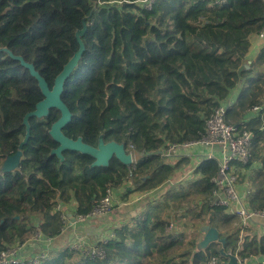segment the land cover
Listing matches in <instances>:
<instances>
[{
	"label": "trees",
	"instance_id": "trees-1",
	"mask_svg": "<svg viewBox=\"0 0 264 264\" xmlns=\"http://www.w3.org/2000/svg\"><path fill=\"white\" fill-rule=\"evenodd\" d=\"M154 1L148 9L139 0H0V165L18 151L26 134L23 118L44 97L30 70L1 48L33 63L53 87L79 49L76 32L84 19L86 48L62 92L73 114L63 131L93 146L103 134L105 142L147 152L135 169L116 157L108 166L92 167L90 155L72 150L61 160L51 153L58 143L50 134L61 111L31 116L19 168H0V252L36 231L60 236L58 204L73 203L76 214L88 213L109 185L127 186L128 197L178 177L189 158L172 164L157 152L170 142L197 139L206 119L242 81L227 120L253 134L251 164L259 167L246 199L251 208L264 209V47L255 61L245 60L251 38L264 27V0ZM256 106L258 112L248 113ZM218 166L203 160L183 191L165 197L192 196L191 210L178 216L182 202L149 203L113 229L103 259L65 246L43 264H210L214 256V264H227L229 252L264 254V222L252 218L245 227L235 213L211 203L210 179ZM189 213L193 220L185 219ZM206 224L217 227L225 242L199 249L198 237L191 233L187 239L189 228L196 225L200 233Z\"/></svg>",
	"mask_w": 264,
	"mask_h": 264
},
{
	"label": "built area",
	"instance_id": "built-area-1",
	"mask_svg": "<svg viewBox=\"0 0 264 264\" xmlns=\"http://www.w3.org/2000/svg\"><path fill=\"white\" fill-rule=\"evenodd\" d=\"M116 1L123 2L127 0ZM139 1H142L148 9H152L155 2L154 0ZM222 1L225 2L226 0ZM260 35L264 36V27ZM235 102V97H228L223 100L206 119V129L197 139L184 141L183 143H167L162 146L160 155L168 159H176L177 161L183 160L185 157L196 158L197 165L193 171L196 170L203 160L217 161L219 163L217 173L210 179L214 185L211 203L220 207H226L228 211L235 213L242 219L246 227L247 222L252 218H257L264 222V209L251 208L246 199L253 188L251 180V174L253 173V164H251L253 134L244 125L242 126L240 123L227 120V111ZM260 109L261 107L256 106L248 110V113L258 112ZM127 151L132 155L130 169L136 168L138 157L142 158L147 154L146 151L137 154L134 145L128 147ZM113 191L114 189L111 185L107 186L102 197L95 202L94 208L88 213L74 215V221L82 222L83 220L95 219L109 214L114 208ZM56 207L57 210H63V233L68 230L67 226L71 224V217L63 209L62 205L58 204ZM171 225L173 226L172 223ZM112 236L113 234L104 235L100 241L95 243L87 240H74L70 243L69 247L90 258L103 259L106 255L104 245ZM47 239H50V237H46L40 231H36L27 241L13 243L0 252V264H43L50 258V250L42 249L35 251L36 245L29 246L30 243L28 241L32 240L36 244H42ZM235 255L236 264H264V254L252 258ZM216 261L217 257L214 256L209 263L214 264Z\"/></svg>",
	"mask_w": 264,
	"mask_h": 264
},
{
	"label": "water",
	"instance_id": "water-1",
	"mask_svg": "<svg viewBox=\"0 0 264 264\" xmlns=\"http://www.w3.org/2000/svg\"><path fill=\"white\" fill-rule=\"evenodd\" d=\"M83 27L76 32L77 42L80 43L78 51L65 63L64 68L54 80V86L51 87L45 78L41 75L39 70L36 69L33 63L27 62L22 55H15L9 48H1L5 50L13 59L19 60L22 65L30 70V73L38 82L44 97L36 104V109L28 112L24 118L23 123L26 126V134L19 143V149L16 153L7 156L1 163L0 168L3 172L14 171L19 168L20 160L23 155L24 145L27 144L31 136V126L29 119L31 116L44 117L47 116L51 108H56L61 111V115L57 121L51 126L50 134L54 140L58 143V147L52 150V154H56L61 160H64V151L72 150L80 153H85L93 158V162L90 164L92 167L108 166L111 158L116 157L121 163L131 165L132 155L127 151V147L124 143H118L116 141L105 142L103 134L98 139L97 146L87 144L83 141L82 136L77 139L67 136L63 129L68 122L71 121L73 114L68 105L62 99V92L64 90L65 81L70 77L74 69L78 66V62L85 51L86 43H84L82 36L88 29V23L86 19L82 21ZM161 154V151L157 152ZM71 220H75V216L70 214ZM204 237L198 242L199 249H205L211 242H225V238L220 236V230L210 224H206L202 227ZM222 254H226L224 247L221 249ZM227 264H236V255L231 252L228 253Z\"/></svg>",
	"mask_w": 264,
	"mask_h": 264
},
{
	"label": "crops",
	"instance_id": "crops-1",
	"mask_svg": "<svg viewBox=\"0 0 264 264\" xmlns=\"http://www.w3.org/2000/svg\"><path fill=\"white\" fill-rule=\"evenodd\" d=\"M251 39L252 46L247 53L245 60L252 62L256 60L262 48L264 47V36L259 34L253 36ZM242 87L243 81L238 85V87L232 90L229 97L237 98L240 91L242 90ZM258 167L259 164H253L252 172H254ZM126 187L127 186H123L122 188L118 189L114 188L113 212H110L103 217L83 220L82 222L71 220V224L67 226L68 230L63 232L62 235L47 239L42 242V244H36L32 240H29V246L36 245L35 251L48 249L52 253L54 250L69 246L70 243L74 240H87L91 243L98 242L104 235L113 234V229L122 225L123 220H129L131 217L138 215L140 210H142L144 206H147L149 203L151 204L157 199L160 200L159 193L162 190V187H159L160 189H153L143 194H130L128 197L126 195L128 192ZM65 210L69 213V215H76V207H74L73 203H71L68 208H65Z\"/></svg>",
	"mask_w": 264,
	"mask_h": 264
},
{
	"label": "rangeland",
	"instance_id": "rangeland-1",
	"mask_svg": "<svg viewBox=\"0 0 264 264\" xmlns=\"http://www.w3.org/2000/svg\"><path fill=\"white\" fill-rule=\"evenodd\" d=\"M196 151H198V149H196ZM137 157H138V155H137ZM189 160H190V162H187L188 164L184 165V167L181 166V168H183V169L178 170V177H176V178H170L167 182H165L163 184V186H161L162 188L160 187L162 189L160 191V193H159L160 200L157 199L154 202H152L151 204L170 202L169 204L172 205V202H177V203L178 202H182L181 204H183V206H179L177 208L178 214H179L178 216H180L182 214V212H184V210L189 211L193 207H195L196 204L194 203V199L191 198L192 196H183V197L181 196L182 198H178V199H174V200L173 199L171 200V198H169V201H165V197L167 195L174 194L173 192L175 191V189H177L180 192L183 191L184 188H185V186L189 185V182L191 181V179L196 176L195 175V171H193V169L197 165V163H196L197 159L196 158H189ZM167 162L174 164L175 162H177V160L176 159H168ZM113 211H114V208H113V210L111 212H113ZM185 219H187V220H193L194 219V216L191 213H189L185 217ZM124 222H127V220L126 219L123 220L122 221V224ZM188 233H190V234H189V237L187 239H190V238L193 237V236L190 237L191 236V233L194 234V236L198 237L200 241L204 237V233L202 231L200 233L197 232V226L196 225L193 228H189L188 229Z\"/></svg>",
	"mask_w": 264,
	"mask_h": 264
}]
</instances>
